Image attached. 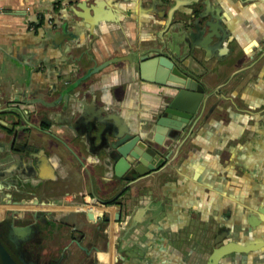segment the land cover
I'll return each instance as SVG.
<instances>
[{
	"label": "crops",
	"instance_id": "0c3cea01",
	"mask_svg": "<svg viewBox=\"0 0 264 264\" xmlns=\"http://www.w3.org/2000/svg\"><path fill=\"white\" fill-rule=\"evenodd\" d=\"M162 1L0 0V112L12 103H33L37 112L30 120L49 129L35 133L39 140H46L40 142L41 154L27 155L20 165L31 187L46 184L50 190L37 191L42 204L36 201L30 208L61 215L62 233L92 230L100 220L109 224L106 246L94 251V264H210L214 251L223 247L237 258L228 264H264L263 238L254 243L256 248L243 246V242L219 247L213 231H203L214 221L204 202L213 200L214 188L221 185L220 170L264 166V137L244 132L249 118L237 109L247 103H264V62H259L264 45V0H171L166 9ZM194 2L222 15L226 31L222 44L195 40L191 45L200 49L198 63L208 70L210 81L229 73L223 86L226 91L222 89L216 97L227 100L225 110L232 112L226 118L218 112L205 117L182 140L179 160L173 155L169 162L171 177L135 184L123 198L133 215L144 220L137 235L126 236L127 230L115 222L116 205L93 208L91 200L82 207L77 197L81 187L93 192L102 188L108 200L125 180L103 182L105 175H113L108 168L102 172V163L96 162L93 153L82 169L72 165L71 154L76 159L80 156L82 143L98 121L107 123V132L118 129L121 134L134 131L142 136L156 132L167 87L142 79H152L153 73L151 64L145 65L146 71L141 69L139 58L159 46L169 9L177 4L175 17H180L195 7ZM255 59L258 62L251 65ZM8 140L0 131L2 167L10 163L3 151ZM177 146L171 153L166 150L167 158ZM69 147L75 149L73 153ZM200 171L208 174L207 181L201 179ZM231 174L236 184L231 179L224 185L233 183L235 192L230 196L238 199L241 184L237 174ZM260 179L264 185V175ZM133 195L147 197L138 202ZM44 201L52 203L45 206ZM22 208L14 205L10 210ZM90 210L109 212L111 221H94ZM245 224L240 222L242 229ZM88 233L87 243L95 236L94 231Z\"/></svg>",
	"mask_w": 264,
	"mask_h": 264
},
{
	"label": "flooded vegetation",
	"instance_id": "af4514ba",
	"mask_svg": "<svg viewBox=\"0 0 264 264\" xmlns=\"http://www.w3.org/2000/svg\"><path fill=\"white\" fill-rule=\"evenodd\" d=\"M206 20H209L213 28L222 27V23L224 24L220 13L213 14L210 12ZM261 61L264 62V45L259 62ZM257 62L256 59L251 60V65ZM199 67H196V71L199 73V76L201 75L200 77L188 73L185 67L181 68V71L188 77L196 79L199 82L206 81L205 87L207 95H209L207 98L204 96V99L201 101V103L208 104L206 106L203 105L201 108L202 114L196 117L198 119L195 126H191L192 134L196 126L205 117L218 112L226 118L232 112L231 109L225 110V108L228 109L229 107L227 100L219 101L216 97L218 93H222V89L226 91L223 86L226 85L229 73L217 76L214 81H210L211 76L208 70H204V67ZM166 84H168V81ZM198 95L200 97V93ZM222 99L225 98L222 97ZM12 104L6 112H17L19 113L18 117L14 116L9 120L4 117L0 118V131L5 132L9 138L8 145L3 151H5L4 153L9 157L10 161L8 165L0 166V264H94V251L99 247L106 246L108 240L106 230L109 224L100 220L92 230L83 228L76 232L64 231L62 233L58 226L62 221L61 215L56 216L46 211H37L30 208L36 201H39L38 204H42L43 198L38 195L37 191L50 192L49 186L46 184H40L37 187L33 185L31 187L24 180L23 175H21L22 171L20 170L24 157L34 154L39 155L43 150V144L40 143L42 140H39L35 135L37 131L42 129V125H37L30 120L33 112H37L33 103ZM214 107L216 108L213 111ZM237 109L245 112L249 118L248 127L245 128L244 132L250 135L261 133L264 137V103H247L243 107H237ZM46 124L49 125L50 123L47 122ZM48 130L42 129V131ZM87 137L88 140L86 139L85 143H82L83 148L80 149V156L76 159L75 153L71 154L72 165L81 169L85 165L89 153H93L96 156V162L99 164L103 162L102 157L106 156V153L100 151L102 149L99 147L103 145L102 147L105 148L108 143L103 142L100 145H95L93 144V138L90 135ZM44 142L46 140L42 141V143ZM181 143L182 140L178 142L176 150L169 158H167V154L169 153L166 150H164L166 153L162 150L163 153L159 157L155 155L151 162V170L148 176L136 184L143 183L141 185H144V182L157 183L161 179L171 177V164L169 162L173 155L176 157L175 160H179L178 158H180L183 150ZM172 149L169 150L170 153ZM69 150L73 153L75 149L69 147ZM102 172H104V168ZM200 172L201 179L204 182L207 181L208 174L205 171ZM231 173L237 174V183L241 184L239 188H242V190L239 192L240 197L238 199L230 196L235 192V189L233 190V183L236 184L235 178L233 179ZM84 174L87 175V172L85 171ZM263 175L264 166L259 167L256 165H252L250 168L244 170L237 169L235 171L226 168L220 170L218 176L220 181L218 180V182H221V185L218 186V190L214 188L213 197L211 198L213 200H210L209 203L204 202L205 208L214 215V221L210 225L208 224V227L204 226L203 228L204 232L213 231L216 235L215 242L218 243L219 247L243 242L245 243L243 246L254 248V245H257L254 243H258L262 238L264 239V185L260 179ZM115 179V177L111 180L103 178V182L113 183ZM231 179L233 183H230L229 186L224 185L226 181L230 182ZM134 186L135 184L131 181H120L108 200H112L113 204L118 206L119 203L124 201L123 198L131 192ZM83 189L84 187H81L77 194L82 207H87L91 200L98 207H103L102 202L107 201L108 197H105L102 188H100L101 192L97 188H95V192L89 188H86V191ZM145 196L141 195L137 198V196L133 195V199H137L138 202H145ZM51 203L50 201H44L45 206ZM14 205H19L23 208L11 211L10 207ZM242 220L247 223V226L245 224L246 229L243 228L245 230L242 229V225L240 226ZM88 231H94L95 236L91 242L87 243ZM246 255L243 256L244 260L248 257Z\"/></svg>",
	"mask_w": 264,
	"mask_h": 264
},
{
	"label": "water",
	"instance_id": "95a60500",
	"mask_svg": "<svg viewBox=\"0 0 264 264\" xmlns=\"http://www.w3.org/2000/svg\"><path fill=\"white\" fill-rule=\"evenodd\" d=\"M170 2L171 0H164L161 5L166 9ZM194 3L195 7L191 11H183L180 17H175L178 6L173 5L166 13L165 32L159 46L139 58L141 69L144 70L146 64H151L150 68L153 73L152 79L142 76L143 80L157 85H167V90L163 94L165 103L155 121L154 131L157 133L154 132L151 136L150 133L142 136L134 131L121 134L117 132V128V130L107 132L105 127L107 123L102 121L94 123L91 127L90 136L93 138V144L108 143L105 148L102 147L103 145L99 147L102 149L100 151L106 153V156L102 157L104 172L108 168L113 175L110 177L105 175L108 180L115 177L131 181L133 184L141 182L148 176L154 156H161L164 150L172 149L190 134L191 126L194 127L198 119L196 117L202 114L201 108L208 104L201 103L204 96L206 98L209 96L205 87L206 81L199 82L188 77L181 71V68L185 67L188 73L200 77L201 75L199 76L196 71V67L199 66L198 60H200L197 52L200 49L194 48L195 44L191 45V43L200 40V43L211 44L218 40L215 42L222 44L226 38V31L220 26L213 28L209 20H206L210 13L207 6L202 8L199 2ZM150 60L153 61L149 62ZM222 66L223 69L228 67V65ZM167 81L168 84H166ZM0 113L2 117L5 114L13 116L19 114L13 111ZM159 133L165 138L160 137ZM92 204L93 208L97 205L95 202ZM102 204L104 206L113 205L112 200H105ZM117 208L115 222L127 230L126 236L137 235L144 220L138 214L133 215L130 206L125 205L124 201L119 203ZM89 214L92 215L91 218L94 221L98 218L106 222L111 221V214L106 211L96 213L90 210ZM130 238L133 240L132 237ZM235 260L237 258H232L229 248L223 247L214 251L210 264H228L229 261L235 262Z\"/></svg>",
	"mask_w": 264,
	"mask_h": 264
},
{
	"label": "trees",
	"instance_id": "16d2710c",
	"mask_svg": "<svg viewBox=\"0 0 264 264\" xmlns=\"http://www.w3.org/2000/svg\"><path fill=\"white\" fill-rule=\"evenodd\" d=\"M112 203H114V202L112 201Z\"/></svg>",
	"mask_w": 264,
	"mask_h": 264
}]
</instances>
